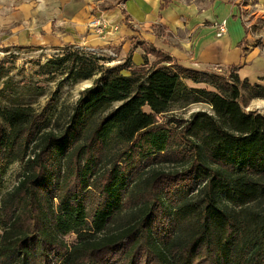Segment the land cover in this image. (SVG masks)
Returning <instances> with one entry per match:
<instances>
[{
    "label": "trees",
    "instance_id": "1",
    "mask_svg": "<svg viewBox=\"0 0 264 264\" xmlns=\"http://www.w3.org/2000/svg\"><path fill=\"white\" fill-rule=\"evenodd\" d=\"M141 46L140 65L79 49L43 64L62 81L93 79L50 129L55 98L41 111L0 104V264H264V114L246 110L264 86ZM199 102L210 110L159 122ZM197 185L198 202H174Z\"/></svg>",
    "mask_w": 264,
    "mask_h": 264
},
{
    "label": "crops",
    "instance_id": "2",
    "mask_svg": "<svg viewBox=\"0 0 264 264\" xmlns=\"http://www.w3.org/2000/svg\"><path fill=\"white\" fill-rule=\"evenodd\" d=\"M163 3L122 0L121 8L105 16L112 24L121 23L119 32L102 37L89 27L94 16L89 18L87 1L0 0V37L9 45L54 51L72 46L112 51L119 45L124 58L132 50L130 56L137 65L144 62L141 44L146 43L168 52L184 66L202 71L232 67L242 80L264 86V29L254 36L237 2L200 5L171 0L162 8ZM223 19L228 21V31L218 37L216 25ZM153 59L150 55L149 60ZM256 100L264 107V99Z\"/></svg>",
    "mask_w": 264,
    "mask_h": 264
},
{
    "label": "rangeland",
    "instance_id": "3",
    "mask_svg": "<svg viewBox=\"0 0 264 264\" xmlns=\"http://www.w3.org/2000/svg\"><path fill=\"white\" fill-rule=\"evenodd\" d=\"M89 2L91 14L89 18L99 17L103 18L107 22L112 24V20L105 16L112 13L119 7V3L122 0H83ZM185 2H195L200 5L210 4L218 0H182ZM227 1V0H224ZM230 1V0H229ZM237 2L242 10L243 20L247 25L250 32L256 36L264 29V0H233ZM121 10V9H120ZM92 18V19H93ZM125 20V19H124ZM90 22V21H89ZM88 22V24H89ZM111 27V28H110ZM109 30H104L102 33L96 32L99 36L107 37L112 32H119L121 23L110 25ZM112 29V30H111ZM112 31V32H111ZM4 38L0 37V104L2 105H14L22 104L29 105L33 108L41 111L47 104L55 98L56 107L50 112V122L46 126L47 129L53 127L55 122V116L61 113L64 117L76 104L80 97L82 90L89 87L93 83V79L73 81H62L61 75H54L50 70L43 67L49 59L55 56L62 55L66 50L79 49L90 55L105 58L104 63L108 65H120L125 60L131 58L132 50L127 52V57L124 58V52H121L119 45L114 46L112 51H99L93 54L87 51L86 47H67L62 48L59 51L50 49H39L34 46H20L9 45L3 42ZM119 44V43H118ZM111 46V45H110ZM112 47V46H111ZM154 60V59H153ZM210 74H227L228 71L225 68L219 70L218 67H211L203 69ZM187 84L191 86H203L195 84L191 80H186ZM258 100L254 99L246 107L247 111L257 110L263 112L264 107L258 104ZM149 111V108H146ZM199 110H210V106L206 103L199 102L191 104L187 107H176L166 115L159 116V122L165 126L175 127L179 124V121H187L193 112ZM261 112V113H262ZM65 120V119H64ZM63 120V121H64ZM61 121V122H63ZM175 164L158 165L155 168H164L165 170L175 171ZM23 169L22 162H16L12 164L3 177L4 188L2 192L12 189L18 181V177ZM201 185H197L195 189H189L188 187H181L174 196L175 203H182L184 200H192L198 202L201 198L199 190ZM258 207L254 204L253 207ZM66 240L69 243L77 241L76 234H69L66 236Z\"/></svg>",
    "mask_w": 264,
    "mask_h": 264
},
{
    "label": "built area",
    "instance_id": "4",
    "mask_svg": "<svg viewBox=\"0 0 264 264\" xmlns=\"http://www.w3.org/2000/svg\"><path fill=\"white\" fill-rule=\"evenodd\" d=\"M107 22L105 19L100 17H95L89 22V27L96 32L102 33L107 28ZM217 29V36L222 37L228 31V21L227 19H223L216 25ZM87 51L95 53L96 49L94 48H87Z\"/></svg>",
    "mask_w": 264,
    "mask_h": 264
}]
</instances>
